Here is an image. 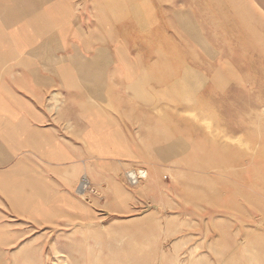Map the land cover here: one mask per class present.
<instances>
[{
  "label": "rangeland",
  "instance_id": "rangeland-1",
  "mask_svg": "<svg viewBox=\"0 0 264 264\" xmlns=\"http://www.w3.org/2000/svg\"><path fill=\"white\" fill-rule=\"evenodd\" d=\"M90 9L96 35L134 41L138 31L146 63L173 55L175 136L190 150L156 164L144 132L120 161L96 146L94 164L81 155L64 164L61 212L11 221L23 232L8 264H264V0H94ZM138 170L147 177L133 186Z\"/></svg>",
  "mask_w": 264,
  "mask_h": 264
},
{
  "label": "crops",
  "instance_id": "crops-1",
  "mask_svg": "<svg viewBox=\"0 0 264 264\" xmlns=\"http://www.w3.org/2000/svg\"><path fill=\"white\" fill-rule=\"evenodd\" d=\"M93 3L0 0L2 264H8L15 235L23 232L15 231L11 221L25 227L47 219L52 208L61 212L63 165L79 163L80 155L86 157L80 162L94 164L96 140L109 161H120L134 134L140 139L144 132L156 164L172 165L176 156L190 150L175 136L170 99L181 73L173 55L162 52L166 57L157 56L161 63L149 64L138 31L134 41L111 35L110 29L96 35L89 15ZM123 43L133 44L134 51L123 50ZM80 72L86 79L91 72L93 79ZM182 72L189 92L191 71Z\"/></svg>",
  "mask_w": 264,
  "mask_h": 264
},
{
  "label": "bare ground",
  "instance_id": "bare-ground-1",
  "mask_svg": "<svg viewBox=\"0 0 264 264\" xmlns=\"http://www.w3.org/2000/svg\"><path fill=\"white\" fill-rule=\"evenodd\" d=\"M59 3H60V2H59ZM53 11H55V10H53ZM56 14H57V13H56ZM117 15H118V14H117ZM66 16H67V15H66ZM180 18H181V17H180ZM66 19H67V18H66ZM70 19H71V18H70ZM185 21H186V20H185ZM183 22H184V21H183ZM184 23H185V22H184ZM186 24H187V22H186ZM187 26H188V25H187ZM187 26H186V27H187ZM111 33H112V32H111ZM113 34H114V33H113ZM47 39H48V38H47ZM85 39H86V37H85ZM47 42H48V41H47ZM200 43H201V42H200ZM45 46H47V45H45ZM49 46H50V45H49ZM105 46H106V45H105ZM137 47H138V46H137ZM46 49H48V47H47ZM44 50H45V49H44ZM44 52L46 53V51H44ZM52 52H53V50H52ZM46 57H47V54H46ZM55 58H56V57H55ZM50 60H51V59H50ZM53 60H54V59H53ZM67 61H68V60H67ZM55 62H57V65H58V61H55ZM109 62H110V61H109ZM47 63H48V62H47ZM68 63H69V62H68ZM91 64H92V63H91ZM110 64H111V63H110ZM94 65H95V64H94ZM17 66H18V65H17ZM36 66H37V65H36ZM45 66H46V65H45ZM47 66H48V65H47ZM89 66H90V65H89ZM58 67H59V66H58ZM82 67H83V66H82ZM87 67H88V65H87ZM108 67H109V65H108ZM110 67H111V66H110ZM46 68H47V67H46ZM83 68H84V67H83ZM90 68H91V67H88V69H90ZM92 68H93V67H92ZM92 68H91V69H92ZM101 68H102V67H101ZM47 69H48V68H47ZM54 69H55V68H54ZM85 69H86V68H85ZM85 69H84V71H85ZM88 69H87V70H88ZM91 69H90V70H91ZM56 70H57V69H56ZM78 70L80 71V69H78ZM81 70H82V69H81ZM101 70H102V69H101ZM51 71H52V70H51ZM54 71H55V70H54ZM54 71H52V72H54ZM76 71H77V70H76ZM103 71H104V70H102L101 73H102ZM226 71H227V70H226ZM82 72H83V71H82ZM80 73H81V72H80ZM101 73H100V74H101ZM56 74H57V71H56L55 75H56ZM81 74H82V73H81ZM83 74H84V72H83ZM83 74H82V75H83ZM191 74H192V76L195 77L194 73H191ZM87 75H88V74H87ZM90 75H91V72H90ZM90 75H89V78H92V79H93V77H92V76L90 77ZM92 75H93V74H92ZM57 76H58V75H57ZM83 77L85 78L84 75H83ZM95 77L100 78L98 75H97V76L95 75ZM55 78H56V77H55ZM57 78H58V77H57ZM57 78H56V79H57ZM89 78H87V79L85 78V79L88 80ZM100 80H101V78H100ZM93 81H95V80H93ZM101 82H102V80H101ZM86 83H89V82L86 81ZM93 83H95V82H93ZM93 83H92V84H93ZM98 83H99V82H98ZM98 85H99V84H98ZM83 86H84V85H83ZM100 86H101V85H100ZM89 89H91V88H89ZM92 89L94 90V88H92ZM95 89H96V88H95ZM127 89H128V88H127ZM128 90H129V89H128ZM142 90H144L143 86H142ZM132 91H133V90H132ZM128 92H129V91H128ZM140 92H142V91H140ZM144 93H145V92H144ZM130 94H131V93H130ZM137 94H138V93H137ZM137 94H136V95H137ZM140 94H142V93H139V95H140ZM131 95H134V93L131 94ZM139 95H138V96H139ZM145 95H147V94H145ZM138 96H137V97H138ZM149 96H150V95H149ZM151 97H152V96H151ZM154 97H155V96H154ZM194 97H195V96H194ZM145 98H146V97H145ZM145 98H144V99H145ZM133 99H134V98H133ZM139 99H141V98L139 97ZM148 99H149V98H148ZM134 100H135V99H134ZM136 101H137V100H136ZM142 101H143V100H142ZM105 102H106V101H105ZM139 102H140V101H139ZM143 102L145 103L146 101H143ZM147 102H148V101H147ZM159 102H160V101H159ZM140 103H141V102H140ZM150 103H151V102H150ZM152 103H153V102H152ZM108 104H109V103H108ZM143 105H144V104H143ZM104 109H105V108H104ZM158 110H159V109H158ZM160 110H161V109H160ZM156 112H159V111H156ZM156 112H155V113H156ZM162 121H163V120H162ZM210 136H211V135H210ZM96 146H97L98 151H99L100 153H102V148H101V147H102V144L100 143L99 145H96ZM226 153H227V151H226ZM63 159H64V160H67L68 158H67V157H64ZM128 177H129V176H128ZM214 184H215V183H214ZM69 201H70L71 203H73L72 200H69ZM47 216H49V210L47 211Z\"/></svg>",
  "mask_w": 264,
  "mask_h": 264
},
{
  "label": "built area",
  "instance_id": "built-area-1",
  "mask_svg": "<svg viewBox=\"0 0 264 264\" xmlns=\"http://www.w3.org/2000/svg\"><path fill=\"white\" fill-rule=\"evenodd\" d=\"M147 177V172L143 170L134 171L129 174V181L130 183L135 186L140 183L141 180H145ZM90 188V182L84 181L80 186V191H85L86 189Z\"/></svg>",
  "mask_w": 264,
  "mask_h": 264
},
{
  "label": "snow or ice",
  "instance_id": "snow-or-ice-1",
  "mask_svg": "<svg viewBox=\"0 0 264 264\" xmlns=\"http://www.w3.org/2000/svg\"><path fill=\"white\" fill-rule=\"evenodd\" d=\"M7 26V25H6Z\"/></svg>",
  "mask_w": 264,
  "mask_h": 264
}]
</instances>
